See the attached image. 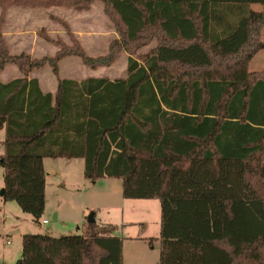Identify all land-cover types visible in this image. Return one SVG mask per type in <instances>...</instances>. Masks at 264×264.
Returning <instances> with one entry per match:
<instances>
[{
    "label": "trees",
    "instance_id": "16d2710c",
    "mask_svg": "<svg viewBox=\"0 0 264 264\" xmlns=\"http://www.w3.org/2000/svg\"><path fill=\"white\" fill-rule=\"evenodd\" d=\"M94 0H0L35 7ZM120 38L106 55L74 51L92 68L129 54L127 76L58 80L44 92L35 70L71 50L32 60L11 54L0 32V130L4 201L39 222L45 158H82L95 183L122 180L123 197L159 199L160 264H264V72L249 70L264 48V0H102ZM2 18L0 19V25ZM1 30V26H0ZM158 38L144 56L139 48ZM88 223L78 235H23L16 264H123V240ZM151 243V242H150ZM152 244V243H151Z\"/></svg>",
    "mask_w": 264,
    "mask_h": 264
},
{
    "label": "rangeland",
    "instance_id": "374dc122",
    "mask_svg": "<svg viewBox=\"0 0 264 264\" xmlns=\"http://www.w3.org/2000/svg\"><path fill=\"white\" fill-rule=\"evenodd\" d=\"M250 8L262 11L264 6L253 4ZM2 11L0 6V32L11 54L25 53L29 54L32 60H38L54 57L63 48L71 50V53L58 62V74L53 72L49 64L31 72L38 71V78L43 83L53 84L63 77L82 80L92 76L110 79L127 76L129 54L126 51H121L111 65L97 68L85 65L82 58L73 53L83 50L92 57L103 56L109 52L111 43L120 38L118 22L107 11L102 0H94L89 8L84 9L63 4L35 7L26 3L11 4L6 7L4 14ZM262 35L264 41V29ZM21 40L22 44L19 43ZM158 43V38L150 40L139 48L134 58L142 61ZM13 66L0 75L3 81L15 77L16 66ZM249 70L254 73L264 72V48L252 58ZM4 137L5 132L0 130V158L4 154ZM61 159L56 166H48V169L54 170L55 173L49 180L47 208L39 222H36L31 214L24 212L16 201H5L9 203L2 211L1 204L4 200L0 197V244L3 239H9L6 234L9 231L22 235L50 234L48 228L54 227L56 231L51 233L62 234H52L53 236L78 235L83 232L93 214L97 227H106L109 230L111 225L115 226L112 235L120 236L124 240L123 264H147L157 261L158 252H153L150 241L160 231V201L126 199L122 196L120 178L106 177L96 184L85 178L83 159ZM50 160L52 161V158ZM3 173L4 169L0 165V190L4 187ZM5 213L7 217H4ZM45 218L47 223H43ZM142 223L147 227H143ZM137 235H147L149 239L146 242H137L132 238ZM21 256L22 253L19 257Z\"/></svg>",
    "mask_w": 264,
    "mask_h": 264
},
{
    "label": "crops",
    "instance_id": "0c3cea01",
    "mask_svg": "<svg viewBox=\"0 0 264 264\" xmlns=\"http://www.w3.org/2000/svg\"><path fill=\"white\" fill-rule=\"evenodd\" d=\"M22 41L23 40H21L19 43L22 44ZM9 42H10V40H9ZM9 44H11V42ZM13 65H15V64H8L5 67V69H3V71H1L0 75L1 74H4V72L9 67H14ZM15 66L18 68L17 65H15ZM16 67L14 68V69H16V75H14L15 76L14 78L22 76L21 71L19 70V68L17 70ZM36 72H38V71H35L33 73H30L29 77L30 78H32V77L38 78V75H37ZM14 78H11V79H14ZM63 78H65V77H63ZM0 79L2 80L1 77H0ZM11 79H8L7 81H9ZM39 81H40L41 87H42V89H43L44 92H51L53 94H55L57 92V89H58V81H55L53 84H45L40 79H39ZM2 131L5 132V129H3ZM50 159L51 158H45L44 159V166H45V170H46V173H47V175H46V207L45 208H47V202H48L47 195H48L49 180L53 178V175L55 173L54 170H49L48 169V166H51V167L52 166H56L58 163H60L59 159H61V158L52 159V161ZM63 159H65V158H63ZM63 159H61V160H63ZM72 159H82V158H72ZM67 160H71V159H67ZM48 161H50L49 162L50 165H48ZM103 179L104 178L99 179L95 183L98 184ZM121 186H122V184H121ZM122 192H123V188H122ZM122 196H123V193H122ZM7 203H9V202H5L4 201L3 204H1V210H2L3 207H6ZM4 217H7V214L6 213L4 214ZM142 224H144L143 227H147V225L145 223H142ZM113 227L116 228L115 226H113ZM160 228H161V221H160ZM48 230H50L51 232L56 231V229L54 227H49ZM51 232H49L51 235L52 234H62V233H51ZM6 234H8L7 235L8 236L7 238H9V239H7V240L6 239H3L2 240V244H0V264H16L17 260L20 258L19 256L22 253V249H23V235L21 233H14L13 231L6 232ZM132 238L136 239L135 241H137V242H146L149 239V236H147V235H137L136 237H132ZM123 242H124V240H123ZM150 242L152 243V245L150 247L153 250V252L154 251L155 252L156 251L158 252V260L157 261L155 260V262L152 261V263L151 262H148V261H146V262H148L147 264H160L162 253L165 250L164 249L165 246L163 244V240L160 238V231H159L158 235L154 236ZM123 248H124V244H123ZM123 263H124V254H123Z\"/></svg>",
    "mask_w": 264,
    "mask_h": 264
},
{
    "label": "water",
    "instance_id": "95a60500",
    "mask_svg": "<svg viewBox=\"0 0 264 264\" xmlns=\"http://www.w3.org/2000/svg\"><path fill=\"white\" fill-rule=\"evenodd\" d=\"M4 187L0 190V196H3L4 194ZM89 223H95V219L93 217V214L90 216L89 220H88Z\"/></svg>",
    "mask_w": 264,
    "mask_h": 264
},
{
    "label": "built area",
    "instance_id": "2783aa9c",
    "mask_svg": "<svg viewBox=\"0 0 264 264\" xmlns=\"http://www.w3.org/2000/svg\"><path fill=\"white\" fill-rule=\"evenodd\" d=\"M47 222H48V220H47V219H44V220H43V223H47Z\"/></svg>",
    "mask_w": 264,
    "mask_h": 264
}]
</instances>
